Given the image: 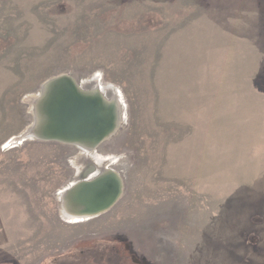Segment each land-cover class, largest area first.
<instances>
[{"label":"rangeland","instance_id":"rangeland-1","mask_svg":"<svg viewBox=\"0 0 264 264\" xmlns=\"http://www.w3.org/2000/svg\"><path fill=\"white\" fill-rule=\"evenodd\" d=\"M60 75L117 92L87 157L11 144ZM106 170L119 199L69 220ZM0 264H264V0H0Z\"/></svg>","mask_w":264,"mask_h":264},{"label":"water","instance_id":"water-1","mask_svg":"<svg viewBox=\"0 0 264 264\" xmlns=\"http://www.w3.org/2000/svg\"><path fill=\"white\" fill-rule=\"evenodd\" d=\"M91 84L92 82L89 81H86L84 83H79L70 75H60L45 82L39 92L40 101H38L39 104L37 106V111H36L37 116L39 117L37 119L34 112H31V115L33 117V122L31 124L32 126H30L29 129L27 130V133L29 135L32 133H36L38 135H33L34 137L30 135L29 137L22 139L21 143L29 140L30 138L43 140V141L53 140L48 136V134H46L47 132H49L52 134L57 133L61 137H65V136L68 137L72 135L73 137L71 139L72 141H68V142L65 141V142L79 149L77 147V144L80 145V143H83L84 141L87 140L88 136H86V132L90 131V128H87L86 126L88 127L90 126L88 125V122L85 123V117H83L81 118V121L78 124L80 125V127L76 128V130H74L73 133L72 131L74 129V126H72V124H69V121L66 118L63 119V116H67V115L70 116V114H74L73 112H71V110L74 109H75L74 110L75 114L79 112L81 113V116H85L84 115V110H85L87 115L93 116L90 122H91V126H94L95 123L93 118L96 116L95 114L103 113L102 108L101 110H97L96 108L97 104H99L102 107L104 106L106 108V112L110 115L109 122L111 123V125L108 126L107 130H105L97 137L88 139L92 141L90 143H87V146H89L91 150L94 148L98 149L106 140L113 137L120 128L119 118L120 116L123 115L121 113L122 109H121V105L119 104L118 97H115V94L113 92H112L113 93L112 98L108 96V92L115 89L111 86H105L104 92H102L99 89L100 85H95V87H92ZM40 109H41V114L38 113ZM67 123L68 125L67 127H65ZM75 133H77L78 137L77 136L74 137ZM113 178H115L119 182V185H121L122 187V182L120 177L116 175L114 172H111L109 170L97 176V178H95L91 182L84 183L83 181H80L76 183V185L70 188L71 190L68 189L65 198L66 197H68V199L74 198L75 201L77 202L79 211H87L89 210V208L85 209V207H87V203H85V201L82 199L83 196H85L84 190H89L93 188L91 184L88 183H93V184L95 183L97 186L99 182L100 184H102L108 179L113 180ZM118 196L119 195H117V197ZM115 203L116 201L109 207L106 204L104 206L108 208L106 209V207H102L101 209L103 210L105 208L108 211ZM102 210H95V211H102Z\"/></svg>","mask_w":264,"mask_h":264},{"label":"bare ground","instance_id":"bare-ground-1","mask_svg":"<svg viewBox=\"0 0 264 264\" xmlns=\"http://www.w3.org/2000/svg\"><path fill=\"white\" fill-rule=\"evenodd\" d=\"M114 91L115 90H113V92ZM114 94H115V97H118L116 91L114 92ZM30 101H31V112H34L36 118L38 119L39 116H37V112L36 111H37V106L39 104L38 101H40V93L37 96H34V97L30 98ZM96 108H97V110H101V108H102L103 113L95 114L96 116L93 118L95 124L92 123V124H94V126H91V122H90V120H92L93 116L87 115L85 110H84V115L85 116H81V113H79V112L75 114V112H74L75 109L71 110V112H73L74 114H70V116H68V115L67 116H63V119L66 118L69 121V124H72V126H74V129L72 131L73 133H74V130H76V128L80 127V125H78V124L80 123L81 118H83V117H85V123L88 122V125L90 126V127H88L85 124V126L87 128H90V131L86 132V136H88L87 140L84 141L83 143H80V145L77 144V147L79 148L78 150L86 153L83 157H87V155H89L90 153H94L96 151V149H97V148H94V149L91 150L89 148V146H87V143H90L92 141V140L90 141L88 139H92V138L97 137L98 135L103 133L105 130H107L108 126L111 125V123L109 122L110 121L109 120V116L110 115L106 112V108L104 106L103 107L100 106L99 104H97ZM67 109H68V106H67ZM39 111H38V113L41 114V109ZM119 119H120V122H121L122 121V116H120ZM67 125H68V123L65 125V127H67ZM46 134H48V136L53 139V140H50V141H57V142H61L62 141L61 143H65V144H68L67 142L68 141H72L71 139L73 138L72 135H70L68 137L67 136L61 137L57 133L52 134V133L47 132ZM93 134H96V135H93ZM30 135H32V137H34L33 135H38V134L32 133ZM30 135L27 132H25L21 138H19V139L17 138L15 140L11 141L12 142L11 144H21L22 139L27 138ZM76 136H77V133L74 134V137H76ZM59 137H61V138H59ZM30 139H33V138H30ZM54 139H56V140H54ZM65 141H67V142H65ZM69 145H71V144H69ZM106 171H109V170H106ZM84 183H87V182H84ZM88 184H91V186L93 188H91L89 190H84V195L85 196H83V199H82V200L85 201V203H87V207H85V209L89 208V210H87V211H79L78 205H76L77 206L76 211L78 213L73 211V209H72V201L68 200V197L65 198V195H66L68 189L71 190L70 188H72V186L70 188H68L65 192H63V194H62V206H63L62 208H63V211L62 212H63L64 215L67 216V218L69 220L78 221L79 219H83V218L84 219H88V218H91V217H96V216H98V215H100L102 213H105L107 211L106 209L110 205H112L115 201H117L119 199L118 197H120L121 192H122L121 191L122 187H121V185H119V182L115 178H113V180L108 179L107 181L103 182L102 184H100V182H99L100 185L97 184V186H96L95 183L94 184L93 183H88ZM117 195H119V196L117 197ZM72 200L74 202H76L74 198H72ZM76 204H77V202H76ZM106 204L108 205V207L104 206ZM102 207H106V209L104 208L102 210L101 209ZM95 210H102V211H95Z\"/></svg>","mask_w":264,"mask_h":264}]
</instances>
